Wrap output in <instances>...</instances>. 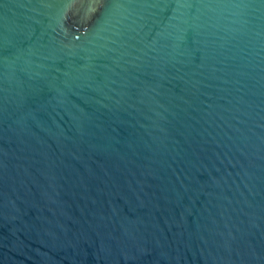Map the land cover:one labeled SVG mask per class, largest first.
<instances>
[{"label": "water", "instance_id": "1", "mask_svg": "<svg viewBox=\"0 0 264 264\" xmlns=\"http://www.w3.org/2000/svg\"><path fill=\"white\" fill-rule=\"evenodd\" d=\"M0 264H264V0H0Z\"/></svg>", "mask_w": 264, "mask_h": 264}]
</instances>
